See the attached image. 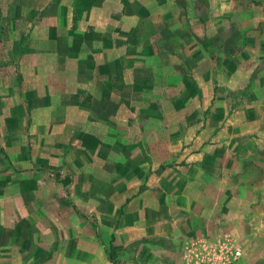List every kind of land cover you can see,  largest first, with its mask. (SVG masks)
<instances>
[{
	"label": "crops",
	"instance_id": "crops-1",
	"mask_svg": "<svg viewBox=\"0 0 264 264\" xmlns=\"http://www.w3.org/2000/svg\"><path fill=\"white\" fill-rule=\"evenodd\" d=\"M27 3L35 21L24 36L15 33L18 83L6 98L7 116L26 118L12 127L19 141L0 136V147L12 148V166L22 170L8 174L33 185L28 190L35 200L19 207L17 198L24 196H12L18 207H11V223L19 222L16 213H29V222L30 213H44L46 225L60 231L59 240L49 239L60 248L54 246L53 257L77 264H109L104 249L111 244L138 264L168 257L173 260L165 264L183 263L190 240L217 235L204 228L205 218L192 223L178 215L168 218L169 226L159 222L162 207H140L133 231L125 206L138 190L159 192L165 176L175 184L186 181L200 197V211L226 206L230 167L259 154L258 133L264 131V12L232 0ZM229 103L237 105L234 114ZM181 114L188 118L184 128ZM248 133L257 142L234 150L236 137L249 139ZM161 164H172L170 173L158 171ZM39 165L46 171L38 187L41 175L31 169ZM151 180L162 184L150 188ZM120 208L123 219L115 214ZM152 212L155 224L149 223ZM159 232L165 239L173 234L174 241L133 246L132 233ZM14 238L9 252L18 254Z\"/></svg>",
	"mask_w": 264,
	"mask_h": 264
},
{
	"label": "rangeland",
	"instance_id": "rangeland-1",
	"mask_svg": "<svg viewBox=\"0 0 264 264\" xmlns=\"http://www.w3.org/2000/svg\"><path fill=\"white\" fill-rule=\"evenodd\" d=\"M27 1L28 0H0V89L3 86V89H1L2 92H0V136L5 140L10 139L15 142L19 141V132L18 130H12V127L15 124L20 127L21 123L24 124L26 117L7 116L6 98L11 94V85L15 86L18 83V67L12 46L15 33L24 36L30 29L31 24L35 21L33 12L30 11ZM235 3L238 4V8L240 5L244 9L252 6V4L258 5L259 11L264 12V0H232V4ZM7 84L8 87H6ZM236 108L237 105L235 103L228 104L229 111H233L232 114L235 113ZM205 118L206 116L203 114L200 120L202 121ZM187 120L188 118L186 116H183V114L180 115L182 128L185 127L184 125L187 123ZM258 134L260 135L259 154L252 153L251 158H246L242 160L241 164L234 167L232 166L229 169L231 178L229 180L228 190L231 195L227 198L225 197V207H218L212 204L208 205L210 207L207 206L206 212L200 211V207L198 206H202L203 204L199 203V195L193 194V188L192 190L186 188V186L183 185L187 183L186 181L182 182V184L171 183V176H165V187L160 188L159 192L156 193V189L151 191L148 190V194L140 195L138 190L135 195L131 196V201L127 204L128 206H125L131 207L129 213L131 212L130 215H132L131 217L133 219V231L138 230L135 226H138L139 224L137 223L141 222L135 220V218L139 217L141 214L139 211L140 207H153V209L162 207L161 211L159 210L158 212L162 216L159 222H166V224L171 226L170 219L168 218L177 217L178 215L186 216V219L191 220L192 223H194V220L205 218L207 225L204 228L210 234H217L213 237L228 234L234 238L242 250L240 264H264V131ZM246 135L249 139H246V136L236 137L234 142L237 143V147L234 150L240 151L244 149L249 141L257 142L255 133L253 135L249 133ZM26 137L27 136L23 134L22 139L24 142H26ZM3 151L7 156L0 150V264H77L74 258L63 260L53 257L52 251H55V247H57L56 251H59L60 248L59 244L53 245L49 239L56 236L59 240L60 231L55 228L51 229L46 225L44 213H30L34 216L31 222L26 220L27 215H29L26 211L16 213L20 216L19 222H15L14 225L11 223V207H18V204H16L15 201H11V199L18 193H21L24 197L22 199H20L21 196L17 198L19 207H23V201L27 198L30 197V201H34L35 199L31 196V193H29L33 185H28L27 180L17 178L11 179L8 174L12 172V170H15V172H21L20 170H22H17L12 166L10 158L12 148H3ZM183 166H185V163ZM171 168L172 164H161L158 166L157 170L166 172L165 174H167L170 173L172 170ZM31 170L41 175L39 179L34 181V183H38L39 187L44 182L42 175L45 173L46 169L43 168V165H39ZM214 170L216 169L214 168L212 171ZM181 171H188V169H181ZM149 184H152V186H149L151 188L156 187L157 184H162V182L159 180H151ZM257 187H259V191L256 189ZM36 194L40 196L38 198L40 199L43 194L42 189H39ZM257 204H259V207H256ZM33 205L36 206L35 202ZM145 212L146 211L142 212V217L145 216ZM115 214L117 218L123 219V208H120V210L117 209ZM150 214L149 223H157L152 217L154 213L152 212ZM119 224L120 223L117 222L113 231L116 232V230L121 227ZM92 229L84 228L83 230L85 234H88ZM93 230L97 233L95 229ZM191 230L200 232L201 229L195 227ZM159 233L160 235H158ZM159 233L153 235L143 233L142 236L138 233H132L131 236H133L135 241L133 246L138 247L140 240H149L154 244L152 247H155V244H158V240L165 239L164 236H162L163 233ZM113 235L114 232L112 233V237H114ZM168 236L169 237L165 239L168 243L161 241L159 244L164 246L170 245L171 241H174L175 236L173 234H169ZM11 237H15L14 241L21 243L19 246L18 243H15V246L19 248L18 254L9 252V248L12 247L10 243ZM33 237L43 240V243L29 245L28 239L31 240ZM104 250L106 253V260H104V262H108L109 264H138L136 260L131 259V254L128 250L113 247L112 244L105 245ZM31 255H33V257ZM172 260L173 257H168L167 259L161 260L160 263H170ZM84 263H88V261H83V264ZM99 264H103V261L100 260Z\"/></svg>",
	"mask_w": 264,
	"mask_h": 264
},
{
	"label": "built area",
	"instance_id": "built-area-1",
	"mask_svg": "<svg viewBox=\"0 0 264 264\" xmlns=\"http://www.w3.org/2000/svg\"><path fill=\"white\" fill-rule=\"evenodd\" d=\"M242 250L228 234L217 237H195L185 247L181 264H240Z\"/></svg>",
	"mask_w": 264,
	"mask_h": 264
},
{
	"label": "trees",
	"instance_id": "trees-1",
	"mask_svg": "<svg viewBox=\"0 0 264 264\" xmlns=\"http://www.w3.org/2000/svg\"><path fill=\"white\" fill-rule=\"evenodd\" d=\"M0 150H1V152H2L3 154L6 155V153H4V151H3V148L0 147ZM6 156H7V155H6Z\"/></svg>",
	"mask_w": 264,
	"mask_h": 264
}]
</instances>
